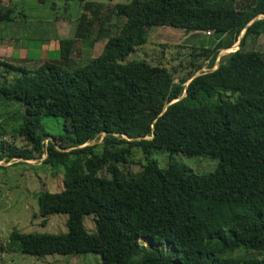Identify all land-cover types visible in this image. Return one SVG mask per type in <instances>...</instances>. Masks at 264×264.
<instances>
[{
	"label": "trees",
	"instance_id": "trees-1",
	"mask_svg": "<svg viewBox=\"0 0 264 264\" xmlns=\"http://www.w3.org/2000/svg\"><path fill=\"white\" fill-rule=\"evenodd\" d=\"M68 1L81 13L71 34L54 35L56 59L31 69L0 61V74L12 75L0 80V96L16 106L2 123L28 145L0 139V160L44 154L42 164L60 169L62 187L36 193L37 214H66L65 232L12 230L10 242L33 256L93 252L101 264H264V51L242 47L264 33V0H129L106 12L94 1ZM11 7L0 5V22L12 19ZM112 16L123 21L100 53L72 62L77 44L93 43L105 31L101 18ZM163 25L217 39L182 47L188 69L177 78L176 66L126 60ZM236 40L214 69L195 74ZM41 116L60 118L49 140ZM101 133L98 150L85 144ZM132 147L143 162L125 173L119 165ZM154 150L216 165L196 173L169 160L160 168Z\"/></svg>",
	"mask_w": 264,
	"mask_h": 264
},
{
	"label": "rangeland",
	"instance_id": "rangeland-1",
	"mask_svg": "<svg viewBox=\"0 0 264 264\" xmlns=\"http://www.w3.org/2000/svg\"><path fill=\"white\" fill-rule=\"evenodd\" d=\"M102 4L104 11L111 8L113 3H124L129 0H88ZM12 19L0 22V44H4L7 49H0V61H8L15 64H24L31 69L40 64L45 59H56L58 56L57 43L49 40L54 35L72 33L75 28V20L79 18L81 9L76 1H68L65 5L63 0H17L11 1ZM19 9L20 11L16 10ZM101 9V8H100ZM98 9V11L100 10ZM102 11V9H101ZM103 13V12H102ZM87 13V17L90 16ZM258 17H264L259 15ZM104 32H99L96 40L85 45H78L74 48L71 57L76 65L84 64L88 59L100 53L104 39L108 34L115 33L121 25L123 19L112 16L106 20L101 18ZM3 24H6L3 28ZM241 33V32H240ZM217 37L214 35L191 32H184L181 28L170 26H154L148 30L147 41L144 45L129 52L126 60L145 59L152 64H162L166 68L176 66L177 72L174 77L182 75L188 66L184 61L187 50L182 47L212 46ZM179 45V46H178ZM181 45V47H180ZM238 46L237 40L228 48L219 49L211 68H207L205 63L200 70L210 71L215 68L218 60L228 52L233 51ZM244 49H255L264 51V33L252 40L246 39ZM185 49V50H184ZM176 52L179 55L175 59ZM181 61V64H177ZM1 75V74H0ZM9 79L8 76L2 73ZM176 81V79H175ZM16 106L12 101L0 96V139L13 142L21 147H28L17 135L10 132V126L4 125L2 119L6 115L14 117ZM16 119V118H15ZM13 121H16V120ZM60 118L55 116H41V128L47 132L45 140L51 139L50 135L57 134L60 128ZM14 124V122H12ZM103 134L85 144L95 145V149L100 148ZM44 140V141H45ZM56 147H61L62 140H53ZM64 145V144H63ZM69 149V147H67ZM44 154L31 160L12 158L5 162L0 160V264H101L100 256L97 253H76L58 254L51 253L42 256H33L23 253L18 246L11 243L9 234L12 230L19 232H46L60 233L66 231V214H48L40 217L37 214L36 193L42 190L49 192L58 191L62 187V175L60 169L56 170L48 165L42 164ZM152 157L160 168L165 167L171 160L190 168L196 173H203L213 169L216 159L206 156H186L181 153H168L165 150H154ZM143 158L139 149L132 147L127 161L119 168L123 172L134 173L140 168ZM83 225L88 232H93L94 221L91 215L83 216ZM142 246H149L145 238L138 239Z\"/></svg>",
	"mask_w": 264,
	"mask_h": 264
},
{
	"label": "crops",
	"instance_id": "crops-1",
	"mask_svg": "<svg viewBox=\"0 0 264 264\" xmlns=\"http://www.w3.org/2000/svg\"><path fill=\"white\" fill-rule=\"evenodd\" d=\"M11 1H17V0H0V5L2 6H9ZM18 10H21V8H19ZM6 24H3V28H5ZM71 34V33H69ZM69 34H65V35H69ZM49 40H55V37L49 38L48 41L46 42L47 44L50 43ZM57 43V41H56ZM57 45V44H56ZM0 49H7V47L4 44H0Z\"/></svg>",
	"mask_w": 264,
	"mask_h": 264
},
{
	"label": "built area",
	"instance_id": "built-area-1",
	"mask_svg": "<svg viewBox=\"0 0 264 264\" xmlns=\"http://www.w3.org/2000/svg\"><path fill=\"white\" fill-rule=\"evenodd\" d=\"M206 34H208V31H205Z\"/></svg>",
	"mask_w": 264,
	"mask_h": 264
}]
</instances>
